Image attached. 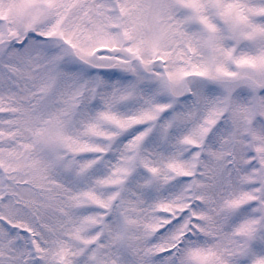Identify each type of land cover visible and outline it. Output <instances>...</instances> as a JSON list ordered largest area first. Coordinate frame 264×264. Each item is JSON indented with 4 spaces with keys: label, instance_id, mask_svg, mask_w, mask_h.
I'll use <instances>...</instances> for the list:
<instances>
[{
    "label": "snow or ice",
    "instance_id": "snow-or-ice-1",
    "mask_svg": "<svg viewBox=\"0 0 264 264\" xmlns=\"http://www.w3.org/2000/svg\"><path fill=\"white\" fill-rule=\"evenodd\" d=\"M0 264H264V0H0Z\"/></svg>",
    "mask_w": 264,
    "mask_h": 264
}]
</instances>
